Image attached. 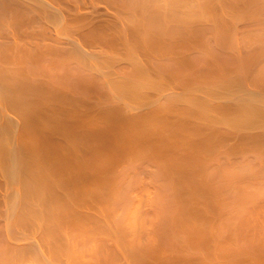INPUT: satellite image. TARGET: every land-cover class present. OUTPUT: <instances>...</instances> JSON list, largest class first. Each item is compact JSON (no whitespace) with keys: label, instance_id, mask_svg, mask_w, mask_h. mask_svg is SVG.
<instances>
[{"label":"bare ground","instance_id":"1","mask_svg":"<svg viewBox=\"0 0 264 264\" xmlns=\"http://www.w3.org/2000/svg\"><path fill=\"white\" fill-rule=\"evenodd\" d=\"M0 264H264V0H0Z\"/></svg>","mask_w":264,"mask_h":264}]
</instances>
